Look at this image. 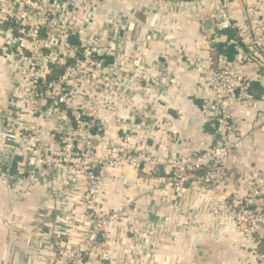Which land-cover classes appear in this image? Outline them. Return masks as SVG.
Here are the masks:
<instances>
[{
	"label": "built area",
	"instance_id": "1",
	"mask_svg": "<svg viewBox=\"0 0 264 264\" xmlns=\"http://www.w3.org/2000/svg\"><path fill=\"white\" fill-rule=\"evenodd\" d=\"M187 1L202 22L211 21L198 36L205 54L188 55L184 63L204 75V113L214 132L205 149L188 143L187 153L159 158L134 137L136 127H146L139 120L141 108H132L118 91L121 81L129 90L136 79L157 83L132 67L135 58L129 65L122 62L126 49L119 34L123 26L131 27L129 22L114 11L104 31L98 18L102 0H0V74L6 67L12 70L5 78L9 85H2L0 76V99H5L0 102L1 174L16 194L61 171L70 176L71 186L84 179L79 211L55 206L44 225L28 228V243L37 241L27 251L33 264H152L140 259L155 258L164 249L149 242L157 229L134 219L131 200L109 205L103 194L115 181L110 170L126 163L134 170L143 165L150 174L165 169L163 181L179 189L198 188L206 200L194 227L219 229L214 237L224 242L221 228L229 221L235 238L224 249L227 254L239 264H264V178L246 170L241 189L228 187L226 163L247 138L264 133V0ZM220 42L233 44L236 53L217 50ZM255 82L263 88L259 95ZM113 127L122 129L116 142L109 135ZM47 139L54 142L48 150ZM78 215L86 227L77 226ZM0 221L24 224L16 213L1 211ZM121 222L126 223L123 233L111 237V227ZM111 238L127 239L119 242L129 246V258L110 248ZM201 264L218 263L205 258Z\"/></svg>",
	"mask_w": 264,
	"mask_h": 264
},
{
	"label": "crops",
	"instance_id": "2",
	"mask_svg": "<svg viewBox=\"0 0 264 264\" xmlns=\"http://www.w3.org/2000/svg\"><path fill=\"white\" fill-rule=\"evenodd\" d=\"M102 2L99 12L101 17L98 18L104 31L110 28L108 20L114 11L121 15L123 23L131 24L127 31L124 26L120 29L122 46L126 49L122 62L129 65L128 61L135 58L136 62L132 63V67L150 73L157 80L154 83L136 79L132 81L131 90L127 83L119 82L118 91L122 100L132 108L139 105L142 111V118L139 120L146 124V127L144 124L136 127L134 137L138 144H145V150L159 158L171 155L174 151L178 154L187 153L190 150L187 148L188 143V147L194 145L198 149L209 147L214 126L206 120L204 113L203 105L207 97L204 75L189 70L184 60L188 55L205 54L198 36L203 29L210 27L211 21L208 24L206 21L202 22L196 15L194 5L187 0ZM208 4L210 9L215 6L212 1ZM162 71L166 72L167 77L162 75ZM10 74V68L6 67L1 71L2 85H9V80L5 78ZM262 89L260 83L255 84L254 92L257 95ZM4 100L1 98L0 102ZM99 111L103 114L102 109ZM40 120L42 121L41 117ZM112 130L109 135L116 142V138L122 135V129L113 127ZM53 144L52 139H47V150ZM19 160L24 163L25 156H20ZM226 163L229 169L228 187L241 189V174L246 170L264 178V133H256L247 138L228 157ZM1 169L0 165V211L19 215L24 228L0 222V264H33L27 251L31 249L30 245L36 246L38 238L35 239L36 243L32 241L29 244L28 228L44 225L52 207L67 206L79 211L82 207L81 188L84 179L78 177L75 185L71 186L67 182L70 176L61 171L56 178L37 179L33 187L16 194L13 183L3 178ZM165 171L160 168L150 174L143 165L134 170L126 163L123 167L110 170L116 176L115 181L108 183L103 192L109 205L121 206L131 200L130 209L134 219L141 224L150 223L157 229L149 242L164 249L159 250L160 254L157 253L155 258L142 257L140 260L143 262L152 259L153 261H149L152 264H201L205 258H210L216 259L218 264H239L238 259L229 256L228 251L224 250H227L235 238L230 222L225 221L221 228L227 234L225 239L228 241L215 239L219 229L198 231L194 227V219L201 216L206 200L203 193H199L198 188L179 189L174 184L165 183L161 178L166 174ZM41 174L39 178L42 177ZM203 218L206 217L203 215ZM166 220L168 227L172 228L163 227ZM206 220L211 222L209 217ZM76 221L79 223L77 226L88 225L80 215ZM120 224L111 227V237L121 236L126 223ZM31 238L34 239L35 236ZM114 238L109 241L110 248L121 251L123 257L129 258V246L119 242L127 239ZM141 252L138 251L137 255H141ZM130 254L131 257H136V252L132 251ZM247 259L249 260L248 257Z\"/></svg>",
	"mask_w": 264,
	"mask_h": 264
},
{
	"label": "trees",
	"instance_id": "3",
	"mask_svg": "<svg viewBox=\"0 0 264 264\" xmlns=\"http://www.w3.org/2000/svg\"><path fill=\"white\" fill-rule=\"evenodd\" d=\"M218 48H217V50H219V51H224V52H226L227 54H229V55H233L234 53H236V48L234 47V45L233 44H227V43H225V42H220V43H218V46H217ZM63 68L62 67H60L59 69H58V71H61ZM256 83V82H255ZM201 174V173H200ZM264 249V248H263Z\"/></svg>",
	"mask_w": 264,
	"mask_h": 264
},
{
	"label": "water",
	"instance_id": "4",
	"mask_svg": "<svg viewBox=\"0 0 264 264\" xmlns=\"http://www.w3.org/2000/svg\"><path fill=\"white\" fill-rule=\"evenodd\" d=\"M206 23L208 24V23H210V21L208 20V21H206ZM0 222L4 223L3 221H0ZM4 224H5V223H4Z\"/></svg>",
	"mask_w": 264,
	"mask_h": 264
}]
</instances>
